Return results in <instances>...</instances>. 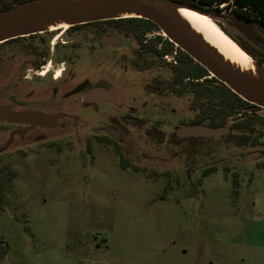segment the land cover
<instances>
[{
	"label": "rangeland",
	"instance_id": "1",
	"mask_svg": "<svg viewBox=\"0 0 264 264\" xmlns=\"http://www.w3.org/2000/svg\"><path fill=\"white\" fill-rule=\"evenodd\" d=\"M212 17L238 29V47L264 62V30L242 29L224 9ZM96 27L86 30L90 38L103 28L118 34ZM123 36L127 46L89 56L115 103L78 113L86 125L65 137L54 129L55 142L36 148L32 137L23 145L17 137L0 153V264H264V109H251V130L232 129V116L225 137L177 139L174 131L207 107L206 95L191 86L176 93L177 46L172 62L143 60ZM148 37L167 40L158 30ZM104 126L125 131L118 143L96 147L92 137ZM12 128L0 125V149Z\"/></svg>",
	"mask_w": 264,
	"mask_h": 264
},
{
	"label": "flooded vegetation",
	"instance_id": "2",
	"mask_svg": "<svg viewBox=\"0 0 264 264\" xmlns=\"http://www.w3.org/2000/svg\"><path fill=\"white\" fill-rule=\"evenodd\" d=\"M94 23L76 25L67 30H58L62 31L61 33L57 31L32 33L0 42V106L12 112H42L49 115H66V117L49 127L36 126L30 128L27 125L0 121V125L13 127L7 134L3 146L6 147L4 151L9 148L11 141L17 137L21 139L22 145L25 136L32 137L28 146H35L36 148L44 143L55 142L51 137L56 135L51 134L54 129L60 136L65 137L72 131V127L74 128L78 123L83 127L86 125L81 122L82 120H79L80 115L78 113L103 108L106 105L115 103L116 95L113 87L105 81L104 76L100 77L99 73L95 74V71H90L92 66L89 56L91 51L98 48L118 50L127 46L128 42L123 36L124 33L121 34L122 31L116 28L114 29L117 30L118 34H105L103 28L97 36L90 38V34L86 30L92 27L98 31L97 27L101 26L96 27L97 24ZM106 36L119 38L120 42L116 45V48L100 43V39ZM148 36L150 34L145 36L142 44L135 41L138 45L135 56L143 60L164 59L163 56L160 57L157 52L149 48L151 39H146L150 38ZM233 38L236 40L238 37ZM91 42L92 45H90ZM160 48V45L157 46L156 51H160ZM256 51L259 52L258 49ZM147 55H151L153 58L147 59ZM78 63H80L79 69ZM58 69L59 72H57ZM97 88L110 90L113 93V99L109 102L103 100L101 102H85L83 100L84 96L92 89ZM146 89L151 95H156L159 92L157 87H147ZM126 121L135 122L134 119H126ZM188 125L194 124L190 123ZM106 128L118 132L119 139L121 133L125 131L124 128L117 130L113 126H104L102 129H98L99 135L92 137L96 147L103 146L106 140L113 143L119 142V140L116 142L104 134ZM11 136L12 140L8 141ZM84 140L83 154L89 155L91 152L90 139L86 138Z\"/></svg>",
	"mask_w": 264,
	"mask_h": 264
},
{
	"label": "water",
	"instance_id": "3",
	"mask_svg": "<svg viewBox=\"0 0 264 264\" xmlns=\"http://www.w3.org/2000/svg\"><path fill=\"white\" fill-rule=\"evenodd\" d=\"M172 7H184L190 11L199 13L196 10L180 4L176 0H30L18 6L0 11V42L14 37H21L18 35V30L23 20L43 21L55 18L70 19L73 21V27L80 24L123 18L144 19L153 23L170 43L177 46L232 93L243 101L264 109V95L250 91L232 77L217 58L201 43L195 41L185 28L180 25L177 17L171 12ZM116 16L125 17L116 18ZM205 16L216 22L214 17ZM218 28L236 45L237 43L233 37L243 38L238 29L228 24ZM122 41L124 40L122 39ZM119 42V38L113 36H106L100 39L102 45L114 48H116ZM250 46L259 50L258 47L251 43ZM146 58L152 59L153 57L147 55ZM257 65L263 67L258 63ZM112 99L113 93L110 90L97 88L89 91L83 100L91 103L101 102V100L109 102ZM64 117H66L64 114L49 115L42 112H12L0 106V121L27 125L30 128L36 126L49 127ZM230 133L231 128L228 125L223 127L182 125L174 131L175 136L179 139H216L225 137ZM104 134L116 142L119 140V133L111 128H106ZM260 141L264 143V136H262ZM5 148H1L0 153Z\"/></svg>",
	"mask_w": 264,
	"mask_h": 264
},
{
	"label": "trees",
	"instance_id": "4",
	"mask_svg": "<svg viewBox=\"0 0 264 264\" xmlns=\"http://www.w3.org/2000/svg\"><path fill=\"white\" fill-rule=\"evenodd\" d=\"M30 0H8L0 3V11L6 10L21 3ZM182 5H185L201 14L212 16L213 13H220L224 10L228 11L237 22L244 28L255 24L264 30V0H176ZM220 7H222L220 9ZM112 26L120 29L126 36H131L137 43L142 44L145 36L159 29L150 21L140 18H123L117 20H107L96 22ZM236 38L235 42L241 45ZM150 49L157 52L160 57L166 54H172L174 51L173 44L167 40H162V37H156L149 41ZM256 43V41H255ZM160 45V51H156V47ZM242 46V45H241ZM178 51V50H177ZM176 54V64L172 66L174 78L172 86L176 87V93L181 94L186 90V86H191L196 90L199 89V95L207 97V107L200 111L192 124L204 125L208 127H223L226 125V119L234 116L232 129L237 131L251 130L255 122V116L252 115V108H257L232 93L227 87L219 83L216 79L210 76L207 71L195 63L188 55L181 50ZM249 56L264 65L262 60L258 59L253 52L246 51ZM175 136V135H174ZM232 138V135H231ZM242 138V137H241ZM244 144L248 138H242ZM237 146H242V143L237 141ZM254 144V142H253ZM214 168L204 171V175L214 172ZM235 188L238 187L236 179L233 181ZM5 253V248L0 244V261Z\"/></svg>",
	"mask_w": 264,
	"mask_h": 264
},
{
	"label": "bare ground",
	"instance_id": "5",
	"mask_svg": "<svg viewBox=\"0 0 264 264\" xmlns=\"http://www.w3.org/2000/svg\"><path fill=\"white\" fill-rule=\"evenodd\" d=\"M171 12L179 23L193 37L213 54L224 69L250 91L264 95V69L257 65L241 48L229 39L207 16L184 7H172ZM125 17V16H116ZM70 19L55 18L43 21L23 20L19 36L31 33L67 30L72 27Z\"/></svg>",
	"mask_w": 264,
	"mask_h": 264
},
{
	"label": "built area",
	"instance_id": "6",
	"mask_svg": "<svg viewBox=\"0 0 264 264\" xmlns=\"http://www.w3.org/2000/svg\"><path fill=\"white\" fill-rule=\"evenodd\" d=\"M175 52L172 54H166L163 56V58L167 61V62H172V60L174 59L175 56ZM176 61H173V63L175 64Z\"/></svg>",
	"mask_w": 264,
	"mask_h": 264
}]
</instances>
